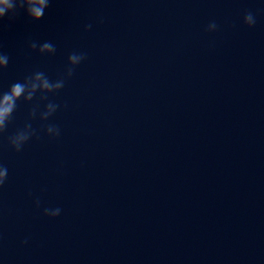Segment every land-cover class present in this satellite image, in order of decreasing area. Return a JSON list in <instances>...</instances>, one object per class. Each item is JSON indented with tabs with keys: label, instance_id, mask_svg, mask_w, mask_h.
<instances>
[{
	"label": "water",
	"instance_id": "water-1",
	"mask_svg": "<svg viewBox=\"0 0 264 264\" xmlns=\"http://www.w3.org/2000/svg\"><path fill=\"white\" fill-rule=\"evenodd\" d=\"M0 54L64 81L0 131V264H264V0H50Z\"/></svg>",
	"mask_w": 264,
	"mask_h": 264
},
{
	"label": "clouds",
	"instance_id": "clouds-1",
	"mask_svg": "<svg viewBox=\"0 0 264 264\" xmlns=\"http://www.w3.org/2000/svg\"><path fill=\"white\" fill-rule=\"evenodd\" d=\"M50 0H0V21L7 18L9 21H14L22 12L25 13L31 20L39 21L43 18L45 10L49 7ZM255 17L252 13H247L244 16V23L248 26H253L255 24ZM91 27L90 25L88 26ZM217 25L211 23L208 26V30H215ZM39 48L40 53H54L55 46L50 42H44L39 46L37 43L33 42L31 44L32 49ZM84 54L72 53L68 57V62L70 67L67 69V76H71L73 69L78 65L83 59ZM8 56L0 54V69L7 67ZM64 85V81L57 80L55 82L50 81L43 72H37L34 75L27 77L24 82H17L13 84L10 89L0 94V131H3L7 122L10 120L12 113L16 108V102L23 97L25 101H31L37 91L40 92H54L61 89ZM55 105L49 104L47 106V111L42 115V119H47L55 110ZM34 114V113H33ZM31 127L30 125L28 126ZM47 131L51 134L55 130L53 127L49 126ZM32 133L29 131H23L17 133L11 138V143L13 147L20 151L22 145L30 138ZM7 179V168L0 166V186H2ZM39 205V201H37ZM60 209H44V214L50 217H56L60 214Z\"/></svg>",
	"mask_w": 264,
	"mask_h": 264
}]
</instances>
